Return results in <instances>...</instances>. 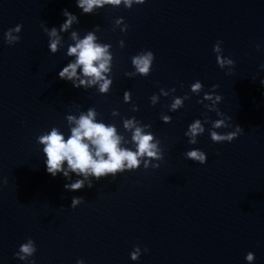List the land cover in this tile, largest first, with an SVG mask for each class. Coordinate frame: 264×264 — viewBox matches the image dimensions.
Here are the masks:
<instances>
[{
    "label": "water",
    "instance_id": "95a60500",
    "mask_svg": "<svg viewBox=\"0 0 264 264\" xmlns=\"http://www.w3.org/2000/svg\"><path fill=\"white\" fill-rule=\"evenodd\" d=\"M63 9L77 15L72 28L79 35L98 25V42L110 45L106 93L57 77L71 59L64 54L71 41L63 33L65 46L50 53L41 25L58 27ZM18 23L20 39L5 43L4 31ZM218 40L222 55L234 61L231 73V65L216 64ZM143 50L154 54L149 74L125 76L133 71L131 57ZM262 62L264 0H145L91 14H81L75 0H0V264H25L13 253L27 238L36 245L35 264H248V251L252 264H264ZM196 80L199 94L190 87ZM213 84L222 97L217 108L242 128L231 142L210 140L207 129L217 117L197 103ZM176 97L182 107L170 110ZM88 107L97 120L114 124L128 147L124 120L150 124L144 131L162 150L163 159L151 161L159 166L65 190L60 174L45 171L35 140L52 126L67 134L66 115ZM205 116V132L188 144L187 125ZM190 148L203 150L206 162L185 158ZM73 196L83 198L75 208L69 207ZM134 245L141 248L136 261L129 258Z\"/></svg>",
    "mask_w": 264,
    "mask_h": 264
},
{
    "label": "clouds",
    "instance_id": "9594fccd",
    "mask_svg": "<svg viewBox=\"0 0 264 264\" xmlns=\"http://www.w3.org/2000/svg\"><path fill=\"white\" fill-rule=\"evenodd\" d=\"M145 0H75V5L80 9L81 14H91L97 9L105 6L118 7L123 5L130 8L133 4L141 5ZM61 15L64 17L59 26L48 27L41 25L43 32L47 36V49L50 53H56L59 48L65 46L63 33H68L71 42L67 43L65 56L71 57L57 72V77L64 81L70 82L74 88L87 89L93 85L97 87L100 93H106L112 83V77H106L104 74L111 71V54L107 43L98 42L94 30L99 26H93L92 30L86 31L82 36L72 28L73 24L78 23L76 14L63 9ZM117 25H123L121 29L124 32L127 25L123 23V17H117ZM71 29V31H69ZM21 31V25L15 26L4 31L3 37L5 43L11 45L17 42L20 37L17 35ZM221 41H217L212 46L215 53V61L218 67L225 69V65H231L227 73H231L234 61L222 55ZM119 47H124V41H118ZM259 47V45H257ZM154 54L151 50L140 51L131 57L133 71L125 72V76H147L151 70ZM264 70V62L258 66ZM79 69V73L77 72ZM260 86L264 88V78L259 80ZM191 91L199 94L202 90V83L199 80L190 85ZM217 85H211L209 91L203 92L197 103L202 104L208 112H215L216 119L211 120L207 129L208 136L213 143L231 142L241 132L239 125H233L231 117L222 113L217 104L221 101V95L217 94L214 89ZM130 98V92H123V99L127 102ZM156 95L151 96L154 102ZM182 107L180 97L173 99L170 110H177ZM117 112L118 110H113ZM97 113L94 107H88L80 111L79 115L67 114V134L56 126L42 132L36 137V144L42 146L40 151L43 155V164L45 171L52 177L60 174L64 179V189L67 191H77L85 186L91 188L93 180H99L102 177H115L118 173L125 171H134L142 166L144 169L157 168L158 163L151 161H160L163 159L162 150L158 148V142H154L153 134L145 132L144 128H150V124L139 126L134 119L128 118L123 122L126 129L131 130V142L133 147L126 146L127 142L122 135L117 133L114 124L105 123L103 120H97ZM168 115L162 117L165 123L170 122ZM208 117L205 116L203 121L200 118L193 119L184 131L187 137V143L194 145L197 143V137L205 132V124H208ZM218 129H226L220 132ZM230 129V130H227ZM184 157L199 164L206 162V153L199 148H190L183 153ZM82 197L73 196L69 207L75 208L82 203ZM144 252L148 249L144 248ZM36 252L35 242L27 238L20 243L14 257L25 262V264H35L33 258ZM141 255V248L134 245L129 252V258L136 261ZM254 253L248 251L244 255V260L248 264L254 261ZM75 264H85L83 259H77Z\"/></svg>",
    "mask_w": 264,
    "mask_h": 264
}]
</instances>
